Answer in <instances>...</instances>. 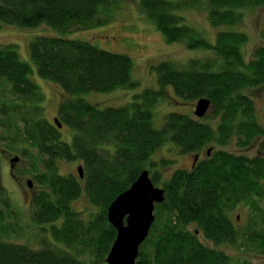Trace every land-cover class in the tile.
Segmentation results:
<instances>
[{
    "label": "trees",
    "instance_id": "obj_1",
    "mask_svg": "<svg viewBox=\"0 0 264 264\" xmlns=\"http://www.w3.org/2000/svg\"><path fill=\"white\" fill-rule=\"evenodd\" d=\"M197 1L140 0L139 7L168 43L184 42L212 55L186 64L159 62L152 68L158 88L102 108L81 95L136 88L133 59L65 34L111 22L119 0H0V22L21 27L45 23L63 33L39 35L29 47L37 74L64 91L57 116L62 127L73 130L71 141L62 139V128L45 114V95L31 78L33 65L21 59L16 45H0V88L10 85L8 93H0L1 146L34 159L31 174L39 190L31 218L41 243L32 247L5 239L21 233L23 213L0 188V264H108L117 234L108 207L145 169L156 186L165 188V200L156 204L136 264H264L235 258L199 236L264 254V138L255 155L216 148L232 142L247 148L264 136L248 93L264 86V43L247 60L242 50L246 32L222 29L214 43L209 41L179 13ZM261 5L264 0H206L208 19L216 27H234L246 8ZM169 86L184 100L210 98L211 121L174 111L156 127L154 107ZM168 141L183 154H200L208 146L211 153L167 175L164 169L173 159L152 157ZM58 160L81 161L84 176L61 173ZM83 195L92 206L87 218L74 207ZM240 205L247 208L245 224L231 216Z\"/></svg>",
    "mask_w": 264,
    "mask_h": 264
},
{
    "label": "rangeland",
    "instance_id": "obj_2",
    "mask_svg": "<svg viewBox=\"0 0 264 264\" xmlns=\"http://www.w3.org/2000/svg\"><path fill=\"white\" fill-rule=\"evenodd\" d=\"M140 0H119V7L113 14V19L107 24L96 25L89 29L73 30L65 34L69 38H79L92 42L100 48L128 54L133 59L132 78L138 82L134 89L119 88L110 92H87L82 94L86 100L99 105L109 107L125 104L131 101L136 94L141 93L146 88H158L157 75L152 69L154 65L162 61H174L177 64H186L190 58H204L210 54L202 49H189L184 42L168 43L164 35L157 30L155 25L146 19L139 7ZM180 15L185 19V23L196 27L209 41L215 42L216 35L222 29H234L246 32L248 41L243 45V53L248 60L256 47L264 43V5L256 8H246L244 18L240 24L234 27L213 26L208 19L206 0H199L195 5L181 10ZM39 35H63L56 28L41 24L34 27H21L15 24L0 22V45L14 44L21 59L32 64L30 56V42ZM33 65V64H32ZM34 72L31 78L40 86L45 95L44 107L46 116L54 122L57 116L59 101L64 95L62 88L53 81L41 78L33 65ZM10 85L3 84L0 93H8ZM253 97L257 107L259 122L264 126L263 103L264 86L255 87L248 90ZM198 100V99H197ZM197 100H184L178 97L171 86L168 87L167 96L161 99L154 107V125L161 127L165 115L169 112H184L194 117V110ZM212 116L211 109L206 116L201 118L210 122ZM62 139L71 141L73 130L69 127H62ZM258 141L247 148H239L234 142L216 148H224L236 153L255 155L258 152ZM2 143V140H0ZM3 144V143H2ZM24 147L32 149L29 144ZM213 147V146H212ZM210 146L203 149L199 158L208 154ZM33 153L37 154L35 150ZM211 153V152H210ZM20 155L18 162H11V158ZM195 153L183 154L179 152L176 145L171 141L166 142L153 155V159L161 158L173 159V162L164 169L165 174H170L175 168H190L194 162ZM34 159L24 157L21 150L12 151L8 147H0V188H3L9 195L11 201L17 209L22 211L21 233L12 234L9 241L25 243L32 247H40L41 243L37 236L40 234L39 227H36L31 218V203L34 195L39 190V184L32 177ZM11 165H13L12 168ZM60 172L63 174H78V166L81 161L58 160ZM167 174V175H168ZM166 175V176H167ZM28 180L32 181V186H28ZM74 207L83 212V217L87 218L92 206L85 195L79 197L74 202ZM231 216L236 224H245L248 218L247 208L238 206L232 211ZM194 225L190 228L194 229ZM14 233V232H13ZM200 239L211 247H219L235 258H247L255 263H264V254L255 250L244 251L237 244L222 243L216 245L213 241L207 240L203 234H199Z\"/></svg>",
    "mask_w": 264,
    "mask_h": 264
},
{
    "label": "water",
    "instance_id": "obj_3",
    "mask_svg": "<svg viewBox=\"0 0 264 264\" xmlns=\"http://www.w3.org/2000/svg\"><path fill=\"white\" fill-rule=\"evenodd\" d=\"M212 101L208 97L197 100L194 114L203 118L210 110ZM54 122L62 128L58 116ZM1 147V143H0ZM211 149L208 150L210 154ZM197 158V157H196ZM20 156L11 158V162H18ZM12 168L13 165H11ZM80 176H84L82 165L78 166ZM28 186L32 181L28 180ZM165 200V188L156 186L150 170H143L131 186L120 193L108 207V220L116 228V238L106 257L108 264H136L140 254V247L147 239L155 221V207Z\"/></svg>",
    "mask_w": 264,
    "mask_h": 264
},
{
    "label": "flooded vegetation",
    "instance_id": "obj_4",
    "mask_svg": "<svg viewBox=\"0 0 264 264\" xmlns=\"http://www.w3.org/2000/svg\"><path fill=\"white\" fill-rule=\"evenodd\" d=\"M55 118V117H54ZM197 157V158H196ZM199 159V154H195V157H194V162H193V165L194 163ZM15 168V167H14Z\"/></svg>",
    "mask_w": 264,
    "mask_h": 264
}]
</instances>
